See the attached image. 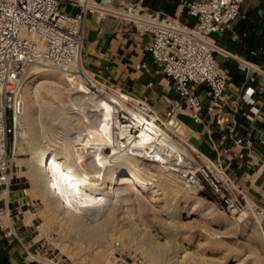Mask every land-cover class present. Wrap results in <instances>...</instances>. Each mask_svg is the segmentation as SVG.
I'll use <instances>...</instances> for the list:
<instances>
[{
	"label": "built area",
	"instance_id": "2783aa9c",
	"mask_svg": "<svg viewBox=\"0 0 264 264\" xmlns=\"http://www.w3.org/2000/svg\"><path fill=\"white\" fill-rule=\"evenodd\" d=\"M112 1L0 0V201L5 205L0 208V243L6 239L22 243L15 228L17 217L8 206L16 168L17 122L25 108L22 95L29 68L40 65L56 70L70 76L85 95L111 103L110 95L114 92L83 66L85 25L89 17H97L99 21L115 17L146 40L147 52L172 82L178 98L177 109L185 107L193 118L198 117L204 103L198 87L209 89L213 103L223 101L227 94L231 78L217 64L216 55L221 51L214 38L241 19L246 0H184L182 8L197 21L196 27L148 12L141 3L123 1L116 10ZM240 66L243 71L248 69L247 65ZM130 99L133 101H127V105L131 110L165 127L149 104ZM247 99L250 102V97ZM118 116L124 126L134 124L129 113L121 112ZM137 132L133 128L128 134ZM236 144L249 145L243 139ZM186 161L181 178L188 189L199 193L209 190L217 197L220 210L231 218L250 210L236 187L231 163L224 159L205 162L195 151ZM252 212L263 215L257 208ZM121 249L120 242L113 244L114 264H144L139 257L128 263L120 254ZM26 253L36 261L33 253L28 250Z\"/></svg>",
	"mask_w": 264,
	"mask_h": 264
},
{
	"label": "bare ground",
	"instance_id": "6f19581e",
	"mask_svg": "<svg viewBox=\"0 0 264 264\" xmlns=\"http://www.w3.org/2000/svg\"><path fill=\"white\" fill-rule=\"evenodd\" d=\"M40 67L45 66L38 65L29 68L27 75L29 73L30 76L24 86L34 76L52 80L56 75L52 73L53 69ZM66 78L69 83L68 88L73 85L77 90L73 94L76 97H72L74 111L69 114L82 116L83 122L88 124L86 129L88 133L82 131L78 138L65 134L61 140L43 141L40 131L42 115L46 109H59L62 104L60 99L63 95L60 97L55 93L52 94L47 87L43 86V88L31 90L30 85L36 83L35 80L34 82L32 80L26 88H23L22 97L25 108L17 122L15 154L20 155L23 152L22 138H26L31 143L32 141L37 142L38 146L33 144L35 148H30L31 151H34V155L31 160L27 161L28 164H25L29 170L26 176L32 185L26 194L41 199L46 206V216L48 214L49 217L76 232L79 241L88 237L97 238L96 259L92 264H100V262H109L112 258L107 255L108 247H103V238L110 229L114 228L113 222L116 221L119 213L125 214V216L126 213H129L126 206H130L132 191H151L157 195L156 183L161 176L149 171L144 172L139 159L148 158L157 164L184 166L185 158L189 157L190 153L154 120H149L144 115L131 110L127 101L133 100L126 94L122 92L111 94L110 103L85 95L81 88L74 84L70 76H66ZM49 83L58 85L55 82L49 81ZM67 91L71 92L70 88ZM121 112L129 113L134 124L124 126L120 123L118 115ZM170 126L179 127L176 121L170 122L168 127ZM133 128L139 129L138 133L129 135L128 132ZM42 129H44L43 126ZM187 133L188 131H184L183 136H187ZM122 140H126V142ZM106 150L111 151V155L104 156L103 153ZM24 163L26 162L20 159L17 161L20 167ZM171 170L179 171L174 168ZM112 205L113 209L109 211L104 220L98 218L99 211ZM34 217L31 216V219ZM136 217L131 215V218L135 219ZM247 217V213L241 216V218ZM138 225L142 226L140 223ZM141 234L143 235H141L140 241L146 240V234ZM125 236L130 235L126 234ZM170 238V242H168L170 250L166 255L168 264H184L191 260L195 261L194 264H199L200 260L190 253L192 245L190 240L182 242ZM147 246L145 247L152 264H162L164 255H161L162 252H160L161 245L150 243ZM70 251L68 248H64L62 252L68 256H75L74 254L77 253L75 251L76 253L73 254ZM39 260L44 264H56L46 259Z\"/></svg>",
	"mask_w": 264,
	"mask_h": 264
},
{
	"label": "crops",
	"instance_id": "0c3cea01",
	"mask_svg": "<svg viewBox=\"0 0 264 264\" xmlns=\"http://www.w3.org/2000/svg\"><path fill=\"white\" fill-rule=\"evenodd\" d=\"M123 1L141 3L148 12L191 27L198 24L182 8L184 0H113L112 8L120 9ZM214 41L221 51L216 55L217 64L228 72L231 82L225 98L218 103H213L206 86L198 87L204 103L198 117L193 118L195 152L205 162L224 159L231 163L236 187L249 207L264 212V0H246L241 19ZM146 46L147 41L123 21L115 17L101 21L89 17L85 25L83 66L134 100L149 104L158 116L166 117L172 109L165 102V94L174 92L172 82ZM242 64L248 66L246 71L241 69ZM239 139L249 145H237ZM24 199L22 190L11 191L9 210L21 212L18 206L24 205ZM4 206L0 201V208ZM35 222L34 219L26 223L25 219L15 224L22 243L2 241L0 264H42L32 261L26 253L39 249L33 238Z\"/></svg>",
	"mask_w": 264,
	"mask_h": 264
},
{
	"label": "rangeland",
	"instance_id": "374dc122",
	"mask_svg": "<svg viewBox=\"0 0 264 264\" xmlns=\"http://www.w3.org/2000/svg\"><path fill=\"white\" fill-rule=\"evenodd\" d=\"M40 68L49 69L47 67ZM88 72L95 76L99 82L106 84L114 92L112 95L122 92L112 87L109 81L103 80L90 71ZM52 73L56 74L52 80L40 79L42 77L34 76L28 81V83L32 80L36 82L30 85L29 88L31 90L47 87L52 94L63 95L62 97L60 96L62 104L59 109H46L42 115L40 120V125L44 128L41 130L40 127L42 139L43 141H48L49 139L61 140L65 134L69 137L78 138L82 131L88 133L86 130L88 124L83 122L84 118L82 116L69 114V112L72 113L74 111L72 97H76L73 95L77 91L76 87L70 85L71 87L69 88L71 92L73 91L71 94V92L67 91L69 90V83L66 75L55 70L54 72L52 70ZM29 76L30 74L28 73L24 83H26ZM49 81L58 83V85L50 84ZM27 84L24 88H26ZM122 93L126 94L125 92ZM126 95L128 96V94ZM135 101L141 102L139 100ZM165 102L172 110L170 115L166 117L159 115V118L165 124V127L162 128L181 147L192 154L193 148H195L192 115L185 107L182 110L177 109V99L174 92L168 94V91H166ZM172 121H176L179 127H168V124ZM184 131H188L187 136H183ZM28 143L30 144L28 145ZM33 144L38 146L37 142L32 141L31 143L26 138H22L21 146L23 152L20 155L15 154L16 168L11 191L22 190L25 196L24 205L18 206L21 212L18 209L13 213L17 217L16 225L25 219L26 223L36 220L35 234L33 235V238H37L36 243L39 248L36 253L33 252L36 261L42 264L44 263L39 259L50 260L56 264H92L93 260L96 259L95 251L98 248V239L88 237L83 241H79L76 232L49 217L48 214L46 216V206L41 199L33 198L26 194L32 188V185L26 176L29 170L25 164H28L27 161L31 160L34 155V151L30 149L35 148ZM103 155L109 156L111 151L106 150ZM19 159L26 162L21 167L17 164ZM139 162L144 172L149 171L159 177L161 176L156 183L157 188L155 191L157 195L151 191H132L130 206H126V209H129V213H126V216L119 213L118 217H116L117 219H115L116 221L113 222L114 228L110 229L103 238V247H108L107 255L112 258L109 262H100V264H114L116 262L113 252V244L116 242L122 244L120 254L124 260L131 263L139 257L143 259L144 264H152L145 246L150 243L160 244V252H162L160 254L165 256H162L161 262L162 264H168L166 255L167 251L170 250V244H168L170 237L182 242L190 240L192 242L190 253H193L192 255L200 260L199 264H264V212L263 215H254L252 212L254 207L251 206L250 210L246 212L248 214L247 218L229 217L220 210L217 197L209 190L199 193L186 187L185 181L181 178V171L184 170L187 161L184 166L157 164L148 158H140ZM166 167L178 169L179 173ZM108 207L99 211V214L97 213L98 218L103 220L106 218L109 211L113 209V205ZM131 215L137 216V219L135 218L137 221L131 218ZM31 216L35 217L31 219ZM138 223L142 224L140 226L142 228L139 227ZM141 233L146 234V240L140 241V237L143 235ZM126 234L130 236H125ZM123 237L126 238L124 239ZM64 248H68L73 254L77 253L74 254L75 256H68L62 252ZM194 263L195 261L191 260L184 264Z\"/></svg>",
	"mask_w": 264,
	"mask_h": 264
}]
</instances>
